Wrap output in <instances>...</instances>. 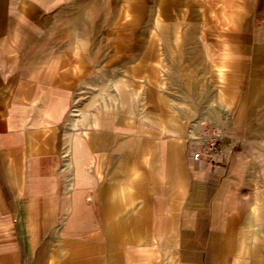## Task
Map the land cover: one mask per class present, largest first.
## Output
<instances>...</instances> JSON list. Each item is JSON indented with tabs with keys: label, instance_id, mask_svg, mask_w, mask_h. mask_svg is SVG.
Segmentation results:
<instances>
[{
	"label": "crops",
	"instance_id": "obj_1",
	"mask_svg": "<svg viewBox=\"0 0 264 264\" xmlns=\"http://www.w3.org/2000/svg\"><path fill=\"white\" fill-rule=\"evenodd\" d=\"M0 264H264V0H0Z\"/></svg>",
	"mask_w": 264,
	"mask_h": 264
},
{
	"label": "built area",
	"instance_id": "obj_2",
	"mask_svg": "<svg viewBox=\"0 0 264 264\" xmlns=\"http://www.w3.org/2000/svg\"><path fill=\"white\" fill-rule=\"evenodd\" d=\"M206 132H204V134H205ZM199 155H200V152H198V151H195V152H192V157L193 158H198L199 157Z\"/></svg>",
	"mask_w": 264,
	"mask_h": 264
}]
</instances>
